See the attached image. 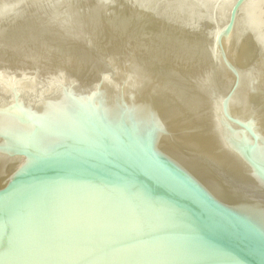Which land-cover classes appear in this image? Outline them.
<instances>
[{
	"label": "water",
	"instance_id": "1",
	"mask_svg": "<svg viewBox=\"0 0 264 264\" xmlns=\"http://www.w3.org/2000/svg\"><path fill=\"white\" fill-rule=\"evenodd\" d=\"M0 264H264V0H0Z\"/></svg>",
	"mask_w": 264,
	"mask_h": 264
}]
</instances>
